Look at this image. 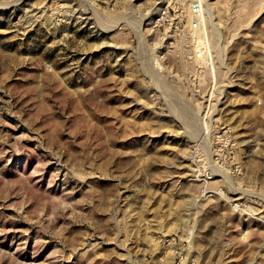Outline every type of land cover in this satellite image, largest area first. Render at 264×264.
<instances>
[{
	"label": "rangeland",
	"instance_id": "rangeland-1",
	"mask_svg": "<svg viewBox=\"0 0 264 264\" xmlns=\"http://www.w3.org/2000/svg\"><path fill=\"white\" fill-rule=\"evenodd\" d=\"M0 264H264V0H0Z\"/></svg>",
	"mask_w": 264,
	"mask_h": 264
},
{
	"label": "built area",
	"instance_id": "built-area-1",
	"mask_svg": "<svg viewBox=\"0 0 264 264\" xmlns=\"http://www.w3.org/2000/svg\"><path fill=\"white\" fill-rule=\"evenodd\" d=\"M191 10H192L193 15H195L196 17V20H195L196 23L194 22L195 23L194 30H196V28H198V26H200L201 23L203 25V21H202L203 13H202V6L200 2L194 3ZM202 36L203 38H201V40L205 38L206 33L204 32ZM196 60L201 61V67H203V69L205 70L210 69L212 65V55L208 47L205 44L201 46V50L197 53Z\"/></svg>",
	"mask_w": 264,
	"mask_h": 264
},
{
	"label": "bare ground",
	"instance_id": "bare-ground-1",
	"mask_svg": "<svg viewBox=\"0 0 264 264\" xmlns=\"http://www.w3.org/2000/svg\"><path fill=\"white\" fill-rule=\"evenodd\" d=\"M212 74L215 75V70H214V67L212 66Z\"/></svg>",
	"mask_w": 264,
	"mask_h": 264
}]
</instances>
